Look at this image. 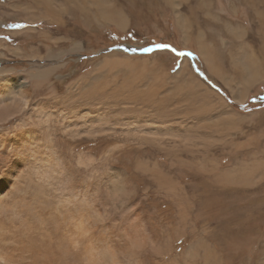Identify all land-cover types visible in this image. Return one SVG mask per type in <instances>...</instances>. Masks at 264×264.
I'll return each instance as SVG.
<instances>
[{
    "label": "rangeland",
    "instance_id": "374dc122",
    "mask_svg": "<svg viewBox=\"0 0 264 264\" xmlns=\"http://www.w3.org/2000/svg\"><path fill=\"white\" fill-rule=\"evenodd\" d=\"M2 92L104 241L136 212L143 264H264V0H0Z\"/></svg>",
    "mask_w": 264,
    "mask_h": 264
},
{
    "label": "bare ground",
    "instance_id": "6f19581e",
    "mask_svg": "<svg viewBox=\"0 0 264 264\" xmlns=\"http://www.w3.org/2000/svg\"><path fill=\"white\" fill-rule=\"evenodd\" d=\"M206 3L201 1L199 5ZM178 16L181 20V15ZM210 68L218 70L213 63ZM5 94L2 92L0 96ZM27 94L21 91V109L30 106ZM9 110H2L0 105V120L16 113ZM26 126L21 121V125L8 132L0 128V163L3 165L0 168V264H143L138 254L139 249L146 246L147 236L139 215L135 212L134 219L124 227L126 244L119 247L115 238L104 241L109 239L108 235L97 231L87 216L83 202L88 196H83L81 191L72 193L59 185L58 176L66 174L55 156L56 151L47 146L41 148L42 143L37 145V133ZM58 167L60 170L55 169ZM27 176L36 183L37 190L25 189ZM210 252L207 251V255ZM126 253L136 262L126 261Z\"/></svg>",
    "mask_w": 264,
    "mask_h": 264
},
{
    "label": "snow or ice",
    "instance_id": "6c2138e0",
    "mask_svg": "<svg viewBox=\"0 0 264 264\" xmlns=\"http://www.w3.org/2000/svg\"><path fill=\"white\" fill-rule=\"evenodd\" d=\"M159 47L165 48V47H170V46H168V45H160ZM146 51H147V49H146ZM2 167H3V165H2V163H0V168H2Z\"/></svg>",
    "mask_w": 264,
    "mask_h": 264
},
{
    "label": "water",
    "instance_id": "95a60500",
    "mask_svg": "<svg viewBox=\"0 0 264 264\" xmlns=\"http://www.w3.org/2000/svg\"><path fill=\"white\" fill-rule=\"evenodd\" d=\"M136 51H137V53H138V52H145L146 49H144V50H136Z\"/></svg>",
    "mask_w": 264,
    "mask_h": 264
}]
</instances>
